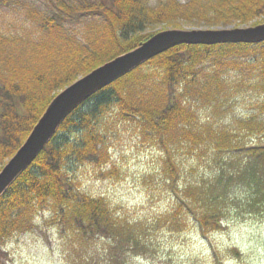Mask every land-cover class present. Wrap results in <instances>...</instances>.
<instances>
[{
	"label": "trees",
	"instance_id": "1",
	"mask_svg": "<svg viewBox=\"0 0 264 264\" xmlns=\"http://www.w3.org/2000/svg\"><path fill=\"white\" fill-rule=\"evenodd\" d=\"M46 2L51 7L45 11L36 5L31 8L22 32L0 34V171L61 90L149 39L155 33H147L150 27L180 20L223 27L264 22V0ZM253 52L255 58L260 54L254 66L264 88V42L179 44L85 100L0 197V261L5 240L30 229L43 210H50L55 224L69 232L105 228L114 235L124 231L105 198L81 188L78 174L82 166L109 162V119L114 118L113 124L136 123L162 144L172 185L182 175L178 158L184 148L189 154L196 147L216 153L240 150L264 164V116L249 117L235 129L206 125L199 130L194 126L196 98L188 95L197 92L219 101L226 81L223 71L237 65L234 56ZM242 131L259 142L246 145L240 139ZM180 194L169 221H178L188 209L194 210L204 231L223 228L213 202L219 196L214 192L196 183L186 185Z\"/></svg>",
	"mask_w": 264,
	"mask_h": 264
},
{
	"label": "rangeland",
	"instance_id": "2",
	"mask_svg": "<svg viewBox=\"0 0 264 264\" xmlns=\"http://www.w3.org/2000/svg\"><path fill=\"white\" fill-rule=\"evenodd\" d=\"M34 5L43 11L51 7L46 0H0V34L22 32ZM252 25L233 22L227 27ZM175 28L224 27L180 20L155 25L147 33ZM234 57L237 65L223 71L227 84L225 81L219 101L197 92L188 94L196 98L195 128L202 130L208 125L235 129L249 117L264 116V88L259 69L254 66L258 57L254 52ZM113 120L106 124L112 127L109 162L100 167L82 166L78 174L81 188L103 196L124 231L114 235L105 228H88L81 234L69 232L55 224L50 210H43L30 229L15 232L5 240L0 264H264L262 160L240 150L216 153L196 147L189 154L184 148L178 158L182 175L174 186L165 171L162 144L143 133L136 123L113 124ZM240 139L246 145L259 142L244 131ZM196 183L219 196L213 202L220 212L222 229L204 231L194 210L188 209L180 213L178 221H169L180 191Z\"/></svg>",
	"mask_w": 264,
	"mask_h": 264
},
{
	"label": "water",
	"instance_id": "3",
	"mask_svg": "<svg viewBox=\"0 0 264 264\" xmlns=\"http://www.w3.org/2000/svg\"><path fill=\"white\" fill-rule=\"evenodd\" d=\"M264 42V22L247 27L210 29H166L137 47L82 75L61 90L50 102L33 130L14 156L0 171V197L26 170L56 134L62 122L100 89L137 68L149 59L179 44Z\"/></svg>",
	"mask_w": 264,
	"mask_h": 264
}]
</instances>
